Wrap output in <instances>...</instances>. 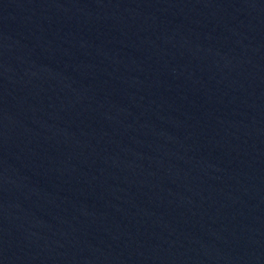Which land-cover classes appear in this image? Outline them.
Returning <instances> with one entry per match:
<instances>
[{
	"label": "water",
	"instance_id": "1",
	"mask_svg": "<svg viewBox=\"0 0 264 264\" xmlns=\"http://www.w3.org/2000/svg\"><path fill=\"white\" fill-rule=\"evenodd\" d=\"M0 264H264V0H0Z\"/></svg>",
	"mask_w": 264,
	"mask_h": 264
}]
</instances>
